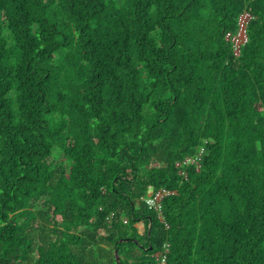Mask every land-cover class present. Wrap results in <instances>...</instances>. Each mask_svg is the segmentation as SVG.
<instances>
[{
  "label": "trees",
  "instance_id": "trees-1",
  "mask_svg": "<svg viewBox=\"0 0 264 264\" xmlns=\"http://www.w3.org/2000/svg\"><path fill=\"white\" fill-rule=\"evenodd\" d=\"M166 245L264 264V0H0V264Z\"/></svg>",
  "mask_w": 264,
  "mask_h": 264
},
{
  "label": "built area",
  "instance_id": "built-area-1",
  "mask_svg": "<svg viewBox=\"0 0 264 264\" xmlns=\"http://www.w3.org/2000/svg\"><path fill=\"white\" fill-rule=\"evenodd\" d=\"M249 14L245 13L242 14L240 16V29L239 32L236 35H231L230 39L233 41L234 43V48L236 50V53H238V47L240 46V44L242 42H244L246 40V24L249 20ZM228 36H230V34H228ZM192 161H194V159H192ZM182 174L185 175L184 171H181ZM170 193V191H168L165 188L162 189H154L151 186L149 187L148 192L146 193V195L141 197V200L150 208L153 209L158 217L160 218L161 221H164V215H163V198L168 195ZM113 213L111 215H109V218H112ZM127 220H125L126 222ZM166 224V223H165ZM167 225V224H166ZM167 245L165 246V250L164 251H160L155 253V263L154 264H167Z\"/></svg>",
  "mask_w": 264,
  "mask_h": 264
}]
</instances>
